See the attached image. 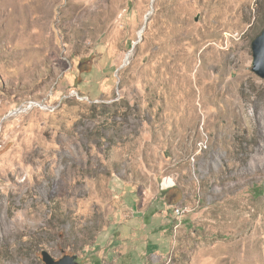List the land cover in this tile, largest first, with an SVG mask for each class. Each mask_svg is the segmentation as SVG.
Masks as SVG:
<instances>
[{
    "label": "rangeland",
    "instance_id": "374dc122",
    "mask_svg": "<svg viewBox=\"0 0 264 264\" xmlns=\"http://www.w3.org/2000/svg\"><path fill=\"white\" fill-rule=\"evenodd\" d=\"M263 29L264 0H0V264H264Z\"/></svg>",
    "mask_w": 264,
    "mask_h": 264
},
{
    "label": "water",
    "instance_id": "95a60500",
    "mask_svg": "<svg viewBox=\"0 0 264 264\" xmlns=\"http://www.w3.org/2000/svg\"><path fill=\"white\" fill-rule=\"evenodd\" d=\"M253 67L252 70L264 78V29L252 41ZM18 110H21L18 109ZM43 260L46 264H81L78 255L66 254L57 259L48 250H43Z\"/></svg>",
    "mask_w": 264,
    "mask_h": 264
},
{
    "label": "bare ground",
    "instance_id": "6f19581e",
    "mask_svg": "<svg viewBox=\"0 0 264 264\" xmlns=\"http://www.w3.org/2000/svg\"><path fill=\"white\" fill-rule=\"evenodd\" d=\"M24 109H27V108H21V110H24ZM180 209H181L180 207H177V208L175 209V211L178 212Z\"/></svg>",
    "mask_w": 264,
    "mask_h": 264
},
{
    "label": "built area",
    "instance_id": "2783aa9c",
    "mask_svg": "<svg viewBox=\"0 0 264 264\" xmlns=\"http://www.w3.org/2000/svg\"><path fill=\"white\" fill-rule=\"evenodd\" d=\"M185 210L184 209H180L178 212H176L178 215L183 213Z\"/></svg>",
    "mask_w": 264,
    "mask_h": 264
}]
</instances>
